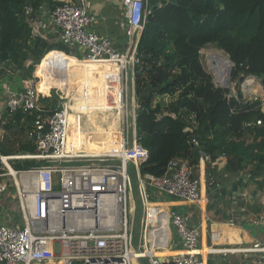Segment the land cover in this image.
Here are the masks:
<instances>
[{
    "label": "built area",
    "instance_id": "2783aa9c",
    "mask_svg": "<svg viewBox=\"0 0 264 264\" xmlns=\"http://www.w3.org/2000/svg\"><path fill=\"white\" fill-rule=\"evenodd\" d=\"M147 3L148 0L122 1L123 33L127 39L123 51L116 48L110 37L88 28L94 18L82 0L79 4L61 1L50 10L45 3L35 13L31 6L25 7L33 38L41 37V29L49 23L60 44L82 52L81 61L117 67L115 84L121 85V106H118L121 141L117 151L106 155L69 152L70 109L66 103L58 106L45 120L34 122L27 137L34 140L35 154L0 157L4 167L0 177L10 179L0 180V199L12 198L11 192H14L23 222L21 226L0 222V264H46L50 260H62L64 264H141L143 260L147 264H206L200 252L202 227L193 223L190 210H171L165 215L178 240L176 254L169 259L143 256L146 246L152 248L154 245L149 235L150 227L162 222L163 213L156 211L159 214L156 216L152 212L156 208L153 199L157 195L191 207L201 200L200 177L187 161L171 160L160 177L140 173L141 165L148 159V150L137 140L133 79L136 47L144 27ZM249 79L257 84L259 81L255 77L245 79L240 87L243 99L246 98L244 92L256 99L254 88L246 84ZM128 86L132 88L130 95ZM235 86L233 92L229 91V97L236 95ZM3 93L6 98L3 108L10 114L17 110L26 113L38 110L39 93L35 80L27 82L22 92L5 90ZM250 125L253 123L246 126ZM255 125L262 126L264 122L258 120ZM191 144L194 146L197 142L192 140ZM199 154L200 166L212 163L210 156L203 152ZM26 160L43 164L21 170L10 166L11 162ZM134 179L142 210L141 235L136 248L133 247V222L137 211L132 201ZM207 183L209 186L215 184L211 177ZM236 192L231 197L235 206L239 201L262 198L253 191L238 189ZM239 211L244 213L245 209L242 207ZM204 220L210 221L207 217ZM248 221L261 223L257 218ZM228 224H233L232 219ZM244 255V260L237 264H264V242L251 243Z\"/></svg>",
    "mask_w": 264,
    "mask_h": 264
},
{
    "label": "trees",
    "instance_id": "16d2710c",
    "mask_svg": "<svg viewBox=\"0 0 264 264\" xmlns=\"http://www.w3.org/2000/svg\"><path fill=\"white\" fill-rule=\"evenodd\" d=\"M43 2L0 0V66L21 70L25 77L35 72L40 79L37 89L45 95L48 89L42 83L41 66L46 62L50 86L58 88L73 59L52 51L61 49L59 45L31 36L25 7L37 10ZM148 4L134 65L136 134L148 150L140 173L160 177L171 160L181 159L192 166L203 152L212 162L222 157L229 172L259 176L264 170V125L255 122H264L262 100L246 101L240 87L245 79L255 77L264 91V0H148ZM208 46L222 51L233 64L235 96L229 97V90L216 86L205 72L201 50ZM71 65L70 87L83 70L80 63ZM165 97L169 102L163 101ZM38 100V110L11 114L5 110L1 118L6 121L4 129L12 132V139L5 141L17 143V153L35 154L34 140L27 132L35 121L58 108L47 97ZM12 148L2 144L0 152L8 155L14 152ZM16 163L18 170L36 166L28 160Z\"/></svg>",
    "mask_w": 264,
    "mask_h": 264
},
{
    "label": "crops",
    "instance_id": "0c3cea01",
    "mask_svg": "<svg viewBox=\"0 0 264 264\" xmlns=\"http://www.w3.org/2000/svg\"><path fill=\"white\" fill-rule=\"evenodd\" d=\"M61 1L73 2L79 4L81 0H44L42 5L44 6L47 3L48 10L51 9L49 3H61ZM84 6L88 9V12L94 18L93 23L88 27L92 32L100 34L102 36L110 37L114 42L116 48L123 51L127 45V39L124 36V9L122 5L123 0H82ZM55 6V5H54ZM32 8V7H31ZM33 9V8H32ZM33 10V13L37 12ZM46 16V15H45ZM28 24V22H27ZM29 25V24H28ZM30 27V26H29ZM41 29L42 40L47 41L49 44L59 45L61 50H52L60 51L67 56L73 57L75 60H71L69 64V73L60 81L57 86L59 88H64V90H69L67 77L71 72V64L80 63L86 65L85 62H77V60L83 58L82 52L79 50H72L64 47L58 41V35L55 32L54 28L47 23L46 27ZM31 30V28H30ZM140 38V37H139ZM122 41H125L122 43ZM139 41V40H138ZM50 53V52H49ZM48 54V53H47ZM45 57V56H44ZM104 67H103V66ZM52 66V65H51ZM46 71L47 65L46 62L42 66ZM109 72L111 70L108 66L103 63L97 64L92 67H84L80 73L78 80L71 86L74 89V95L69 99V109L71 115H74L75 112L79 109H89L95 108V103L91 101L80 102L82 96L77 97L78 88L80 86H85L91 88V86L99 85L103 79V71ZM114 69V68H112ZM117 71V69H114ZM48 73V71H47ZM99 73L98 82L94 79V75ZM49 76V74H48ZM13 82H12V80ZM65 79V80H64ZM3 82V83H2ZM0 82V88L2 92L9 90L12 92H22L25 88L24 81L23 87L19 86V79L14 80L11 76L5 75V77ZM4 84V85H3ZM47 84V83H46ZM109 84V83H108ZM2 85V86H1ZM50 86V82L47 84ZM103 86H107L104 84ZM51 87V86H50ZM21 89V90H20ZM257 94H254L256 97ZM262 111L264 112V102L262 101ZM74 117L71 116L70 119ZM106 135H99L94 138L87 139L83 146L87 148H94L97 151H100L101 154H109L111 149L108 147L110 143L106 142ZM109 148V151H108ZM75 148L69 147L67 150L72 153L75 151ZM115 150L116 148H112ZM74 151V152H73ZM83 152V151H78ZM188 162V161H187ZM200 159L197 164H193L194 173L197 177H200L201 181V200L199 204L195 207L185 206L180 201H175L165 198L163 195H157L153 200L156 208L152 212L156 213L159 211L163 213V217H166V212L171 210H190L193 213V223L201 224V240H200V252L205 260L206 264H237L241 263L245 258V253L248 251L251 243L255 241L264 242V238L258 239L252 235L251 230L247 229L248 227H262L264 228V170L259 176H251L248 171H240L239 173H232L227 171L225 162L220 157L218 160L213 161L210 164L209 173H211V178H214L215 184L209 186L207 184L208 180V165L200 166ZM133 176H135L133 174ZM247 190L253 191L260 194L262 197H253L250 201L244 202L239 201L238 206L232 202L231 197L236 194L237 190ZM13 197L5 196L0 199V222H6L9 224H14L21 226L23 224L20 216L19 219L21 222H18L15 214L19 213L17 210L16 200L14 193ZM9 201V203H7ZM244 208L245 212L240 213L239 209ZM159 215L156 213V216ZM205 217L209 218L210 221L204 220ZM249 218H257L261 223L254 224L249 222ZM232 219L233 224H228V221ZM157 221L160 222L161 219L157 217ZM168 226V227H167ZM164 229L168 233V239L170 243L167 246L170 249L162 248L160 251H156L155 248H149L146 246V252H143L145 256L159 257L163 258L166 256V259L171 258L169 254H173L177 251L179 245L175 233L171 232L169 223ZM234 233V234H233ZM222 256V258H221Z\"/></svg>",
    "mask_w": 264,
    "mask_h": 264
},
{
    "label": "rangeland",
    "instance_id": "374dc122",
    "mask_svg": "<svg viewBox=\"0 0 264 264\" xmlns=\"http://www.w3.org/2000/svg\"><path fill=\"white\" fill-rule=\"evenodd\" d=\"M149 9H150V7H149V4L147 3L146 10L148 11ZM57 50H61V49L58 47ZM217 54L222 55L221 58H227L229 60V58L222 51L217 50V49H215L212 46H208V47H206V48L201 50V64H202L205 72L209 73L213 77V82H214V84L216 86H218L220 88H228V90L230 92H233L234 91L233 86L236 84V81H232L231 80V71H232L233 64H231V66L229 67V69L227 71V74H226L227 83L226 84L220 83L219 80H218V76H217L218 74L216 72V69H215V66H214V63H213V57L215 55H217ZM69 58L73 59V57H69ZM73 60H75V59H73ZM77 62H82V61L77 60ZM2 70H4V71H2ZM112 72L115 75V77H118V76H116L117 75V71L116 70H113ZM0 73L2 74V77H0V82H2V79L5 77V75H8L9 77L11 76L12 78H14V80L19 79V81H21V83L18 82L19 86H21V89L23 87V81H24V85H27V82H30L31 80H36L35 81L36 82V88L39 85V80L40 79H39V77H37L35 75V72L33 73V77H28V76L25 77L26 74L24 72H22L21 70L14 69L11 66L7 67L6 69L3 66H0ZM40 73H41V76H42V66H41ZM52 74H54L53 70H52ZM24 77H25V79H24ZM98 77H100L99 73L94 75V79L97 82L99 81ZM258 80L259 79H257V81ZM12 82H13V80H12ZM42 83H44L46 89H48V90H47V93L45 95L38 91L39 98L40 97H42V98L47 97V98L55 101L57 107L60 106L63 103L64 104L68 103L67 101L71 97V94H70L69 90H61V89L50 87L49 85H47L44 82L43 76H42ZM108 83H109V81L106 80L105 78H103L102 82L99 84V86L105 87L103 85L107 84V86H108ZM119 87L121 88V85L119 83H116L115 84V88H112V90H111V98L109 100V106L111 107V109L113 111L112 110H107L105 113H103L101 111L96 110L97 113L93 114V116H91L93 118V120L95 122V125L97 127H101V128L104 127L105 128V127H109L111 125L114 126L113 129L111 130L110 134H109V138L118 137L119 134H120V131H121L120 122H119V111H118L119 110L118 106H120V104H118V97H116L117 94L120 92L119 91L120 90ZM254 90H255V92H254L255 95L257 94L256 98L261 99L264 102V91L261 88L260 81H258V87L254 88ZM88 91L96 92L97 89H94L93 86H91V88L85 87V86H80L78 88V92L79 93H77V97L82 96V98L80 100L81 103L85 102V101H87V99H89ZM131 92H132V88H131V86H128L127 93L130 95ZM235 92H236V90H235ZM119 95L121 96V92H120ZM133 95H134L135 111H136L137 108H138V103H137L136 98H135L134 86H133ZM244 96L246 97L245 100H247V98L252 100V98H251L252 96L250 94L244 92ZM156 100H160L161 101V99H159V98H156ZM163 101L169 102V98L165 97V98H163ZM5 103H6V98L4 96V93L0 92V119L4 116V113H6L4 108H3L5 106ZM38 108H39V100H38ZM87 116L88 115L86 114V111L83 110V108L77 110V113L74 114V117H72L70 119V124H69L70 130L76 129L78 131H81L84 134H88L89 132H94L95 130L92 129L94 125L92 126L91 122H89V117H87ZM46 117H44L43 120H45ZM1 120L2 121L0 122V148H2V144H3V146L6 149H10L11 146H13L14 148H12V150L15 152L16 148H17V145H16L17 143L11 144L10 142H6L5 141L6 139H10V140L12 139V132L11 131H7V130L4 129L3 125L6 123V121H4L3 119H1ZM67 148H69V147H67ZM73 150L75 151V152L73 151L74 153H85V155L90 154V155H95V156L100 155V151H97L94 148H87L85 146H81V147L75 148ZM70 151L72 152V150H70ZM78 151H83V152H78ZM108 151H109V148H108ZM14 152L8 153V155L2 154L0 152V157H2V156L21 155L22 154V153H17V152L14 153ZM34 163L35 164H33V165H38V164H36V163H38L37 161H34ZM41 163H43V162H39V164H41ZM16 165H17L16 162H11V164H10V166L12 168H15ZM3 171H4V167H3V165H2V163L0 161V175H3ZM0 180H2V181H10V179H8L6 176L0 177ZM133 186H134V190H133L132 201L135 203V206H136V209H137L135 217H134V222H133V233H134L133 247L136 248L138 243H139V241H140V235H141V223H140V220L142 218V210H141L139 199H138V196H137V193H136V187L135 186H137V184H136V180L135 179H134V182H133ZM14 202H16L15 199H14ZM7 203H9V201ZM130 204H131V202H130ZM176 211L183 212L184 210L183 211L176 210ZM15 215H17V216H15L17 218L16 220L18 222H21L20 219H19V216H20L19 213L15 214ZM161 218H162L161 224L160 225H154L153 227H150V231H149V235H150V237H151V239H152V241L154 243V245L152 244V246L155 247L156 251H160V250H162V248L170 249V247L167 246L168 243H170V241L167 240L168 239V233H170V232H167L164 229V227H166L168 225L167 218L163 217V216H161ZM247 229H250L252 235L255 236V237H258V239L264 238V228H262V227H258V228L257 227H248ZM170 230H171V232L175 233V231H174L172 226H171ZM63 253L65 254V251H63ZM168 256H173V255L169 254ZM163 257H166V256H163ZM221 258H222V256H221ZM141 264H147V261L143 260L141 262Z\"/></svg>",
    "mask_w": 264,
    "mask_h": 264
},
{
    "label": "bare ground",
    "instance_id": "6f19581e",
    "mask_svg": "<svg viewBox=\"0 0 264 264\" xmlns=\"http://www.w3.org/2000/svg\"><path fill=\"white\" fill-rule=\"evenodd\" d=\"M221 56L222 55H220V54L215 55L213 57V63H214L216 72L218 74L217 76H218L219 80L222 83H226V81H227L226 74H227V71H228L229 67L231 66V63H230V61L227 58H221ZM82 62H84V61H82ZM85 63H86V65L82 64V67L84 66L86 68V67H92V66H95L97 64H100V63H88V62H85ZM103 64H105L106 66H108L111 69V70H109V72H105V69H104L103 75H102L103 78H105L106 80L109 81V84H108V86H105V87H102V86H99V85L94 86L93 88L97 89L96 92L88 91L89 99H87V100L95 103L96 107L95 108H89V109H83L84 111H86V114L88 115L87 117H89V122H91L92 126L94 125L92 129H94L95 131L94 132H89L88 134H84L81 131H78L76 129L70 130V126H68L67 147L78 148V147L83 146L87 139L94 138V137H97L99 135H106L107 136L106 142H107V144L110 143L109 146H108L111 149L110 153L114 152V151H117L119 149L121 136L119 135L118 137L109 138V134H110V132H111V130L113 129L114 126L111 125V126L105 127V128L104 127H102V128L101 127H97L95 125V122H94L93 118L91 117V116H93V114L97 113L96 110L101 111L103 113H105L107 110H112L111 107L109 106V100L111 98V90H112V88H115V84L114 83L116 81V77H115V75L113 74L112 71L114 69H117V67L113 66L111 64H107V63H103ZM113 67H114V69H112ZM42 76L44 78V82L48 84L50 82V79H49L47 71L44 68H42ZM246 84L247 85H252V87L254 86L253 88L258 87L257 82L252 81L251 79H249L246 82ZM68 87H69V91H70V94H71V97H72L74 95V89L71 88L70 86H68ZM59 89L64 90V88H59ZM119 94H120V92L117 94L116 97H118V104H120V106H121V96ZM67 102H68L67 106L69 108V105H70L69 104V100ZM119 108L120 107H118V109ZM76 113L77 112H75V114ZM71 116H74V115H71V113H69V118ZM112 148H116L117 150L116 149L113 150ZM101 155H105V154H101ZM2 160H3L4 164L6 166H8L7 163L5 162V160L4 159H2ZM131 209H132V206H131ZM103 210L104 211L106 210L105 207H103ZM176 253L177 252H174L172 255H174ZM143 256L144 257H149V256H145L144 254H143ZM160 259H162V258H160ZM46 264H64V262L62 260H50Z\"/></svg>",
    "mask_w": 264,
    "mask_h": 264
},
{
    "label": "water",
    "instance_id": "95a60500",
    "mask_svg": "<svg viewBox=\"0 0 264 264\" xmlns=\"http://www.w3.org/2000/svg\"><path fill=\"white\" fill-rule=\"evenodd\" d=\"M125 41H122V43H124ZM230 61V60H229ZM232 64V63H231Z\"/></svg>",
    "mask_w": 264,
    "mask_h": 264
}]
</instances>
